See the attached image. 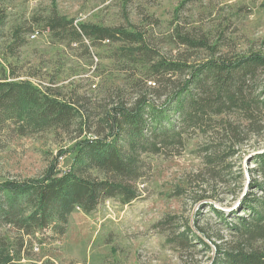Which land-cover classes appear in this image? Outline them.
Returning <instances> with one entry per match:
<instances>
[{
  "label": "trees",
  "instance_id": "trees-1",
  "mask_svg": "<svg viewBox=\"0 0 264 264\" xmlns=\"http://www.w3.org/2000/svg\"><path fill=\"white\" fill-rule=\"evenodd\" d=\"M2 7L0 0V40L6 26ZM32 20L28 27L12 24L8 40L0 41V131L21 137L53 132L69 141L59 156L71 158L63 171L53 164L38 177L0 181V264L28 257L35 243L58 240L77 208L88 214L105 200L136 199L148 157L176 156L194 136L200 140L202 164L193 175L199 188L196 201L218 200L220 186L229 188V180L242 178L231 174V161L264 130V39L258 48L237 51L224 30L213 40L175 19L165 42L185 48L188 55L169 57L151 34L131 22L74 23L54 8ZM35 27L63 44L85 39L93 47L112 45L110 57L129 74L128 91L96 101L20 77L8 57L24 46V35L38 32ZM198 52L202 55L191 58ZM248 158L247 191L237 207L224 215L209 206L229 237L216 234L219 242L211 241L207 264H264V149ZM227 190L235 194L233 188ZM186 227L172 230L175 249L197 244L211 249L203 238H213L207 231Z\"/></svg>",
  "mask_w": 264,
  "mask_h": 264
},
{
  "label": "rangeland",
  "instance_id": "rangeland-1",
  "mask_svg": "<svg viewBox=\"0 0 264 264\" xmlns=\"http://www.w3.org/2000/svg\"><path fill=\"white\" fill-rule=\"evenodd\" d=\"M2 2L6 17L2 43L8 40L12 24L28 27L33 22L32 17L51 8L74 23L91 22L104 26L134 23L151 34L152 42L169 57L178 53L188 55L185 48L165 42L175 19L176 23H185L187 29L196 27L207 32L213 40L224 30L225 37L237 51L258 48L264 39V0ZM36 29L38 32H34V36L24 35V46L15 56L8 57L20 77L42 86L50 84L67 96L76 91L96 101L107 99L117 91H128L125 77L129 74L121 68L122 64L110 57L112 45L104 43L93 47L85 39L63 44L50 38L46 31ZM199 55L201 52L191 58ZM198 142L200 140L194 136L176 156H149V167L138 183L136 199L127 203L105 200L88 214L77 208L70 215L63 236L50 243H35L27 250L28 257L25 254L15 264H207L213 254L211 241L219 242L216 234L224 239L229 237L223 222L209 211V206L224 215L237 207L241 194L247 191L246 168L252 167L248 156L264 149V130L231 161V174H242V178L229 180V188L224 184L220 186L218 200H195L199 188L193 175L202 167L197 153ZM68 145L65 137L53 132L21 137L0 131V181L38 177L53 164L57 170H65L71 155H59ZM230 188L235 194H228ZM170 216L173 218L167 220ZM159 221H163L161 227L156 226ZM186 223L192 231L202 228L213 237L209 240L203 236L212 252L202 244L186 250L172 246V230L185 231ZM177 226L179 230L175 228Z\"/></svg>",
  "mask_w": 264,
  "mask_h": 264
}]
</instances>
